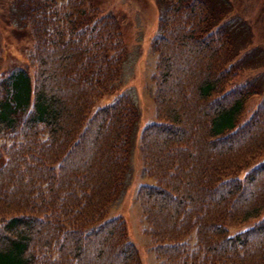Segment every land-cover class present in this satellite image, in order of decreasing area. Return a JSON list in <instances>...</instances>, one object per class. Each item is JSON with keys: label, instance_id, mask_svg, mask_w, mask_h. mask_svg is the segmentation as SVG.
<instances>
[{"label": "trees", "instance_id": "1", "mask_svg": "<svg viewBox=\"0 0 264 264\" xmlns=\"http://www.w3.org/2000/svg\"><path fill=\"white\" fill-rule=\"evenodd\" d=\"M154 1V119L136 135L153 179L134 193L142 231L159 264H264V101L242 118L258 84L233 82L235 38L212 26L215 4ZM15 5L32 73L0 71V264H142L124 216L108 215L138 117L114 91L121 21L94 0Z\"/></svg>", "mask_w": 264, "mask_h": 264}, {"label": "rangeland", "instance_id": "2", "mask_svg": "<svg viewBox=\"0 0 264 264\" xmlns=\"http://www.w3.org/2000/svg\"><path fill=\"white\" fill-rule=\"evenodd\" d=\"M15 1L0 0V71L20 66L32 73L26 56L32 40L28 29L20 22L19 13H15L18 11ZM94 1L103 11L114 13L121 21L128 49L114 91L130 94L138 109V117L132 128L130 163L124 186L119 197L110 205L108 215L121 213L124 216L128 236L138 247L142 264H159L150 247V238L142 231L140 208L134 198L138 183L153 180L142 170L136 135L145 122L154 119L150 73L154 68L155 51L151 39L157 33L159 7L154 0ZM208 1L215 4L216 14L220 16L213 20L212 26L217 21L231 26L235 38L233 61L239 71L233 82L250 79L258 84V90L246 102L242 114L244 118L258 103L264 101V0ZM222 8H225L224 14L219 13ZM111 97L113 91H108L98 97L94 105L108 101ZM245 225H229V230L234 231Z\"/></svg>", "mask_w": 264, "mask_h": 264}]
</instances>
